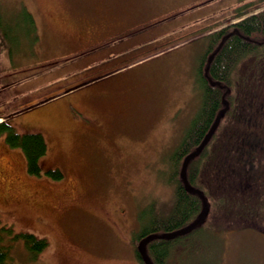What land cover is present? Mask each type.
I'll list each match as a JSON object with an SVG mask.
<instances>
[{
  "label": "rangeland",
  "instance_id": "1",
  "mask_svg": "<svg viewBox=\"0 0 264 264\" xmlns=\"http://www.w3.org/2000/svg\"><path fill=\"white\" fill-rule=\"evenodd\" d=\"M173 1L0 0V122L41 132L43 168L63 173L29 174L23 151L0 136V222L48 241L39 263L143 264L141 217L153 204L164 216L175 205L170 158L201 106L208 38L261 0ZM88 8L91 17L75 18ZM51 94L64 95L55 113H41ZM254 157L249 191L209 199L205 223L176 245L175 264H264V155ZM13 258L31 263L22 241Z\"/></svg>",
  "mask_w": 264,
  "mask_h": 264
},
{
  "label": "trees",
  "instance_id": "2",
  "mask_svg": "<svg viewBox=\"0 0 264 264\" xmlns=\"http://www.w3.org/2000/svg\"><path fill=\"white\" fill-rule=\"evenodd\" d=\"M256 10L262 11L254 14ZM241 18L234 24H226L208 38V49L198 67V82L203 91L201 106L170 158L168 184L173 188L175 205L169 215L164 216L153 204L149 214L145 213L140 219L145 225L138 233V241L155 236L145 244L146 253L153 264L176 263L174 250L184 235L173 239L160 236L193 224L203 210L201 197L185 188L182 167L225 108L226 113L210 142L189 161L186 169L188 181L201 190L208 201L225 198L226 194L233 195L236 189L244 194L255 182L254 155H264V63L259 61L264 48V0L238 9L234 19ZM32 21L30 16L25 21L29 33L33 29ZM13 38L17 43L18 39ZM257 67V90L253 91L250 86L255 83L251 82V75ZM20 69L23 67L15 68L13 72ZM1 135L6 136L9 146L23 151L29 174H44L55 180L63 178L59 169L43 168L42 161L48 153V144L41 133L20 134L7 121H3L0 123ZM204 223L188 234L194 233ZM20 241L29 253L31 263L28 264H43L39 263L38 258L47 249L48 241L31 233H17L12 226L1 222L0 264H15L13 251ZM136 255L145 264L138 248Z\"/></svg>",
  "mask_w": 264,
  "mask_h": 264
},
{
  "label": "water",
  "instance_id": "3",
  "mask_svg": "<svg viewBox=\"0 0 264 264\" xmlns=\"http://www.w3.org/2000/svg\"><path fill=\"white\" fill-rule=\"evenodd\" d=\"M35 108H37V107L36 106H31V107H28L25 111L29 112V111H32ZM226 110H227V108H225L224 110H222L220 112V114L216 118L215 122L213 123L211 129L207 133L206 137L203 139V141L199 145L198 149L194 153H191L190 155H188V157L185 159V161L183 163L181 176H182V179H183V182H184L186 190L188 192L197 193L201 197V199L203 201V206L204 207H203V210H202L201 214L199 215V218L193 224L189 225L188 227H185L183 229H180V230L172 232V233H166L164 235H161L160 237L167 238V239H173V238H176L177 236H180V235H186V234L190 233L194 228H196L198 225L202 224L206 220V216H207V213H208V210H209V202H208L206 196L203 194V192L201 190L194 188L189 183L188 178H187L186 169H187L189 161L193 157L199 155L202 152V150L205 147V145H207L210 142V140H211L213 134L215 133V130L217 129L222 117L225 115ZM154 237L155 236H150V237L142 240L140 242L139 246H138V250L142 254V257L144 259L145 264H153V262L150 260L149 256L146 253L145 244L147 242H149L150 240H152Z\"/></svg>",
  "mask_w": 264,
  "mask_h": 264
},
{
  "label": "crops",
  "instance_id": "4",
  "mask_svg": "<svg viewBox=\"0 0 264 264\" xmlns=\"http://www.w3.org/2000/svg\"><path fill=\"white\" fill-rule=\"evenodd\" d=\"M174 1H181V0H174ZM173 1V2H174ZM185 3V2H184ZM177 6H183V4H181V3H179ZM176 6V7H177ZM93 10L94 9H92V8H88V9H86V11H83V12H79V11H77V12H75L74 13V15H75V18L76 17H79V16H82V15H89L90 17H91V15H92V13H94L93 12ZM95 11V10H94ZM93 20H95V19H93ZM127 26H128V24H127ZM64 94H65V92H63ZM64 94H61V95H59L60 97H62ZM59 96L58 97H55V94L54 95H49L48 97H45L46 99H44L43 98V100H40L39 102L40 103H43V105L42 106H40L39 108H45V109H43V111L41 112V113H49V112H52V113H55V100H57V98H59ZM43 101V102H42ZM38 102V103H39ZM72 108H73V111H75V105H73V106H71ZM38 109V108H37ZM36 110V109H35ZM75 113H76V111H75ZM13 115V114H12ZM11 115V116H12ZM35 115H37L36 117H38V118H41L42 119V117H43V115H41L40 113L39 114H35ZM40 115V116H39ZM46 116H50L49 114L48 115H46ZM75 116V118L76 119H78L77 117L78 116H76V114L74 115ZM80 118V117H79ZM7 122L9 123V121L7 120ZM10 124V123H9ZM15 125H16V123H15ZM28 131H34V130H38V129H33V128H26ZM39 130H41V129H39ZM34 132H37V131H34ZM27 133H29V132H27ZM37 133H41V132H37ZM43 133H45L44 131H43ZM42 134V133H41ZM43 135V134H42ZM44 136V135H43ZM46 139V138H45ZM48 140V139H47ZM47 140H46V142H47Z\"/></svg>",
  "mask_w": 264,
  "mask_h": 264
},
{
  "label": "flooded vegetation",
  "instance_id": "5",
  "mask_svg": "<svg viewBox=\"0 0 264 264\" xmlns=\"http://www.w3.org/2000/svg\"><path fill=\"white\" fill-rule=\"evenodd\" d=\"M84 31H85V29H82V31H79V34H80V36H81L80 39H82V38L84 37V35L82 34ZM93 96H94V95H93ZM92 98H94V97H92ZM92 98H91V99H92ZM85 100H87V99H85Z\"/></svg>",
  "mask_w": 264,
  "mask_h": 264
}]
</instances>
